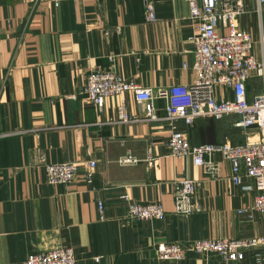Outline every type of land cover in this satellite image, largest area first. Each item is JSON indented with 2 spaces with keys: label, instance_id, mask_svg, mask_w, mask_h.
<instances>
[{
  "label": "crops",
  "instance_id": "1",
  "mask_svg": "<svg viewBox=\"0 0 264 264\" xmlns=\"http://www.w3.org/2000/svg\"><path fill=\"white\" fill-rule=\"evenodd\" d=\"M147 1L155 8L153 23L145 18ZM244 5L240 28L252 35L261 60L263 18L255 0ZM189 16L187 0H0V264H24L30 255L60 247L73 249L76 264H225L194 253L181 262L160 261L156 248L264 237L263 216L238 214L258 194L250 180L234 185L220 156L218 179L192 158L172 156L166 124L115 123L122 103L131 116L145 115L132 94L106 100L98 113L84 93L88 74L113 70L150 89L163 116L162 92L195 80L197 25ZM246 89L252 100L264 85L254 78ZM236 121L198 120L175 129L192 144H243L253 130L236 128ZM128 153L138 163L120 166ZM87 161L96 162L91 185L82 169L69 186L47 183L46 165ZM180 179L197 182L200 212L175 214L173 183ZM123 195L161 204L166 217L129 220ZM252 263L246 252L236 264Z\"/></svg>",
  "mask_w": 264,
  "mask_h": 264
},
{
  "label": "built area",
  "instance_id": "2",
  "mask_svg": "<svg viewBox=\"0 0 264 264\" xmlns=\"http://www.w3.org/2000/svg\"><path fill=\"white\" fill-rule=\"evenodd\" d=\"M190 20L197 25L193 38V70L195 80L190 86H171L162 92L165 114L158 115L154 96L150 89L134 81L124 79L113 70L91 72L85 78L84 93L98 113H102L106 100L132 94L145 115L131 116L122 103L118 108L115 123L166 124L170 128L168 147L176 158L190 157L194 166L201 168L211 179L220 178V156L230 166V180L240 186L250 180L257 196L251 207L238 214L257 212L264 217V91L250 100L247 83L261 79L264 85V34L260 32L259 43L262 59L254 55L255 41L252 35L240 28V18L246 14L243 0H187ZM256 12L260 16L264 0H255ZM145 18L148 23L156 21V12L151 2H146ZM230 94V96L228 95ZM236 117L235 127L244 132L253 130L251 138L243 144L226 140L218 144H192L188 135L175 129L182 123L192 127L198 120L222 121ZM131 154L119 159L120 166L136 165ZM153 168L151 151L146 160ZM84 170V180L93 183L95 161L45 166L46 181L50 185L69 186L76 180L77 172ZM198 184L194 180L180 179L173 183L174 212L178 216H189L201 210L196 199ZM127 203V218L132 221H161L166 212L161 204H139L131 202L127 195L121 197ZM102 212L103 204H99ZM246 252H251L252 264H264V237L239 240H199L188 246L179 243L161 244L156 248L160 261L181 262L187 254L199 256L216 255L225 264L241 262ZM71 248L60 247L50 252L30 255L24 264H76Z\"/></svg>",
  "mask_w": 264,
  "mask_h": 264
},
{
  "label": "rangeland",
  "instance_id": "3",
  "mask_svg": "<svg viewBox=\"0 0 264 264\" xmlns=\"http://www.w3.org/2000/svg\"><path fill=\"white\" fill-rule=\"evenodd\" d=\"M244 1V0H243ZM256 9V8H255ZM256 11V10H255ZM260 16H262V18H263V22H264V6H263V9H262V14L260 15ZM255 41V40H254Z\"/></svg>",
  "mask_w": 264,
  "mask_h": 264
}]
</instances>
